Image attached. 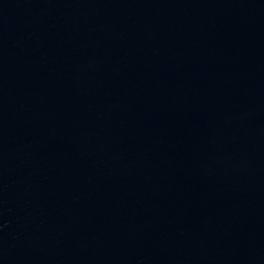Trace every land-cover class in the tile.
Returning a JSON list of instances; mask_svg holds the SVG:
<instances>
[{
	"label": "water",
	"instance_id": "obj_1",
	"mask_svg": "<svg viewBox=\"0 0 264 264\" xmlns=\"http://www.w3.org/2000/svg\"><path fill=\"white\" fill-rule=\"evenodd\" d=\"M0 264H264V0H0Z\"/></svg>",
	"mask_w": 264,
	"mask_h": 264
}]
</instances>
